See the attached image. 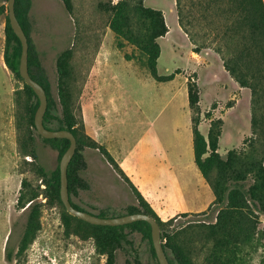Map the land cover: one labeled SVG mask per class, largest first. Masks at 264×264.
Instances as JSON below:
<instances>
[{
    "label": "trees",
    "instance_id": "16d2710c",
    "mask_svg": "<svg viewBox=\"0 0 264 264\" xmlns=\"http://www.w3.org/2000/svg\"><path fill=\"white\" fill-rule=\"evenodd\" d=\"M8 2V0H4ZM66 10L73 13L72 0H62ZM147 0H119L110 2L105 10L109 13V29L114 33L118 48L129 44L136 48L143 58L150 75L158 82H168L175 74L160 76L158 60L161 46L158 40L167 35L169 28L162 11L146 7ZM31 0L16 1V16L29 41V72L31 77L44 87L48 97V109L44 125L49 130H67L77 140V150L68 168L70 198L78 196L80 190L88 188L81 173L86 168L83 151L86 148L99 149L108 162L125 177L134 191L137 204L128 207L127 213L110 215L101 212V218H114L129 214H147L155 218L161 228L162 242L171 264H198L197 242L202 241L206 255L203 264H248L252 254L264 246V0H176L179 24L196 45L194 51L200 53L206 46L196 44L197 36L192 27L204 23L208 26L206 39L217 44L216 53L221 57L224 68L242 88L251 92L252 136L241 149H232L226 157L219 154L222 135V120L213 121L205 137L199 130L201 121L200 92L197 84L188 83L189 103L193 113L195 162L213 189L214 205L208 212L215 213V221L209 224H192L179 231L167 233L172 219L164 222L146 202L138 190L120 169L110 152L85 132L82 108L79 104L81 89L77 86L75 52L72 48L60 53L56 61L58 101L52 95L51 84L37 50L31 42L30 20ZM5 15V53L8 70L23 82L18 93L16 113L18 144L21 155L31 157L32 172L44 186L32 184L23 179L17 208L24 210L26 222L17 248L21 256L36 239L41 230V216L45 205L62 209L61 219L67 235H76L83 240L92 239L96 252L105 257V264H116L117 253L125 245L132 246L130 235L140 233L149 242L151 254L159 264L153 247L151 227L147 222H136L126 226H95L70 215L60 197V168L47 171L38 164L36 136L58 152V161L68 150L70 141L66 139L42 138L35 127V115L40 102L35 92L25 84L19 73L22 53L21 41ZM211 36V38H210ZM208 48V46L206 47ZM138 56L126 55L128 61ZM138 59V58H137ZM176 73H180L177 71ZM88 75L85 78V83ZM21 94L24 96L22 101ZM46 199L44 204L40 197ZM72 205L88 212L71 199ZM199 225V226H193ZM6 258L11 260L13 252L5 248ZM136 264H143L136 259ZM264 264V257L261 261Z\"/></svg>",
    "mask_w": 264,
    "mask_h": 264
},
{
    "label": "rangeland",
    "instance_id": "374dc122",
    "mask_svg": "<svg viewBox=\"0 0 264 264\" xmlns=\"http://www.w3.org/2000/svg\"><path fill=\"white\" fill-rule=\"evenodd\" d=\"M118 1L72 0L73 13L70 14L62 0H32L34 5L30 16L31 42L46 70L54 99L58 101L57 58L61 52L72 48L75 52L77 86L82 91L79 104L82 108L85 132L87 136L107 150L111 149L116 155H119L123 148H129L140 137L143 128L154 127L159 131L166 119L173 122L172 108L177 104L175 99L157 100L156 81L134 46L126 44L123 49L118 48L115 35L108 27L109 13L105 10L110 2L116 4ZM145 5L164 11L169 24L175 18L172 10L177 14L176 0H147ZM5 8L8 13V2ZM192 29L197 36L196 44L200 47L208 46L202 48L203 54L207 51L216 53L217 44L206 39L208 26L201 23L199 26H193ZM161 43L163 54L158 67L159 73L167 75L177 68L185 69L186 60L183 56L185 51H180L179 59H173L167 40ZM126 55L138 57L127 61ZM108 60L115 69L107 72L103 69V64ZM104 72L115 76L114 93L119 105L111 126L109 97L102 91L98 96H94L92 91L86 89L91 76L101 78ZM87 75L88 79L85 83ZM1 78L6 87L12 90L14 106L10 113L6 137L3 141L0 138V264H105V257L96 252L92 239L83 240L76 235L66 234L61 219L62 209L59 206L43 207L41 230L26 251L21 256H17V248L26 222L25 211L17 208L22 181L28 179L32 184L40 185L41 189L44 187L27 163L32 162L31 157L24 158L19 149L16 113L20 109L17 97L18 93L22 92L23 82L14 77L9 70L8 75L4 74ZM98 85L99 82L96 81L95 88ZM227 93L230 97L224 98L223 95L226 93H221L212 102L205 103L202 116L205 129L209 130L213 121L223 120L228 107L234 106L236 101L241 99L239 95L236 100L229 99L237 94L236 90H229ZM21 97L23 101V94ZM244 103L246 100L240 101L236 114L227 116L226 124L222 125L223 133L219 145L222 154L227 155L232 149L243 148L245 142L252 136L251 101L249 112ZM142 111L148 112L145 114ZM211 119L213 121H210ZM169 126L171 127V123ZM172 137L173 132L168 134V138ZM36 148L39 156L38 164L49 172L55 170L59 165L58 152L38 136H36ZM83 155L86 168L81 176L88 188L80 190L78 196H72L71 199L76 205L94 214L106 212L114 215L127 213L129 206L137 204L136 196L128 181L114 165L108 162L99 149L86 148ZM39 200L46 203V199L42 196ZM215 217L214 212L180 214L172 219V225L167 228V233L179 231L190 223L209 224L215 221ZM261 221L260 228H263L264 216L261 217ZM129 237L132 246L125 245L118 251L116 264H136V259L143 264H157L151 254L150 244L142 234L135 233ZM6 246L10 250H15L11 260L6 258ZM206 251L203 242H197V252H200L196 257L198 264H203ZM263 257L264 246L252 254L248 264H261Z\"/></svg>",
    "mask_w": 264,
    "mask_h": 264
},
{
    "label": "crops",
    "instance_id": "0c3cea01",
    "mask_svg": "<svg viewBox=\"0 0 264 264\" xmlns=\"http://www.w3.org/2000/svg\"><path fill=\"white\" fill-rule=\"evenodd\" d=\"M33 5L32 2L29 12L30 16ZM5 6L6 1L0 0V9L5 8ZM162 12L165 15L169 32L158 40L161 46L158 67L163 54V45L161 43L163 40H167L173 59H179L180 51L184 50L185 54L183 56H185L186 60L185 69L177 68L173 73L169 72L167 75H161L158 68L160 76L175 74L173 80L158 82L153 78L156 81L157 100L175 99L177 101V104L172 108L174 114L172 118L173 122H169L166 119L161 124L159 131L154 127L150 129L143 128L140 137L129 148H123L119 155L113 154L111 149L108 151L115 157V161L133 186L161 220L165 222L176 218L180 214H209L210 212L208 211L214 205L216 199L212 187L204 178L195 162L193 113L190 108L188 92L189 81L193 80L196 82L199 88L201 108L199 130L205 137H207L209 131L205 129V123L202 119L206 102H212L221 93H226L223 97L228 98L230 96L227 91L236 90L237 94L229 99L236 100L238 95L241 99L237 100L234 106L228 107L222 120L226 124V117L236 114L240 101L246 100L244 106L249 112L251 95L248 89L240 87L230 76L218 54L211 51H207L204 54L203 50L200 53L194 51L196 46L180 26L178 16L174 10L172 12L175 18L174 20L172 19L171 24L167 21L166 13ZM5 28L6 18L0 12L1 141L6 137L10 113L14 106L12 90L10 91L6 87L1 78L4 74L8 75V68L4 59L6 44ZM103 69L108 72L115 68L111 61L108 60L103 64ZM177 71L180 73H176ZM105 73L101 74V78L100 76L98 78L91 76L86 89L92 91L94 96H98V93L102 91L105 96L109 97L108 105L111 108V126L114 116L117 115L119 105L117 96L114 93L115 76ZM96 81L99 82L97 88L94 86ZM148 111L142 112L147 114ZM210 121L213 120L211 119ZM170 123L171 127L169 126ZM172 132L173 137L168 138V134ZM221 138L222 135L220 140ZM219 154L221 156L226 155L221 153L220 147Z\"/></svg>",
    "mask_w": 264,
    "mask_h": 264
},
{
    "label": "water",
    "instance_id": "95a60500",
    "mask_svg": "<svg viewBox=\"0 0 264 264\" xmlns=\"http://www.w3.org/2000/svg\"><path fill=\"white\" fill-rule=\"evenodd\" d=\"M16 1L8 0V18L14 33L21 41L22 53L20 59L19 73L25 84L37 95L40 105L35 115V127L38 134L45 139H66L70 146L59 162L60 168V197L66 211L86 223L95 226L119 227L136 222H147L151 227L153 247L159 264H171L165 252L161 228L158 221L150 215L137 213L114 218H101L89 212L76 209L71 202L68 182V168L77 150V140L74 134L67 130H49L44 125V117L48 109V97L43 86L35 81L29 72V41L16 16Z\"/></svg>",
    "mask_w": 264,
    "mask_h": 264
},
{
    "label": "built area",
    "instance_id": "2783aa9c",
    "mask_svg": "<svg viewBox=\"0 0 264 264\" xmlns=\"http://www.w3.org/2000/svg\"><path fill=\"white\" fill-rule=\"evenodd\" d=\"M44 187V186H43Z\"/></svg>",
    "mask_w": 264,
    "mask_h": 264
}]
</instances>
